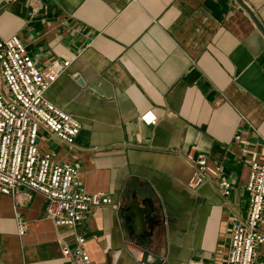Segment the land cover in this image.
<instances>
[{
	"label": "crops",
	"instance_id": "obj_1",
	"mask_svg": "<svg viewBox=\"0 0 264 264\" xmlns=\"http://www.w3.org/2000/svg\"><path fill=\"white\" fill-rule=\"evenodd\" d=\"M31 1L0 0V36L17 35L40 68L70 61L75 76L45 97L81 124L72 147L42 132L40 149L113 204L71 230L32 193L19 236L0 193V264H69L78 236L92 264H225L250 162L264 158V0H38L29 18ZM198 153L221 166L228 196L217 181L188 185Z\"/></svg>",
	"mask_w": 264,
	"mask_h": 264
},
{
	"label": "built area",
	"instance_id": "obj_2",
	"mask_svg": "<svg viewBox=\"0 0 264 264\" xmlns=\"http://www.w3.org/2000/svg\"><path fill=\"white\" fill-rule=\"evenodd\" d=\"M30 5L29 18L44 9L38 0H32ZM69 66L70 61L64 60L40 68L17 35L0 36V193L15 202L19 236L25 233V222L16 209L32 193H40L47 200L46 215L56 227L71 230L92 210L113 204L109 195L85 189L74 164L55 160L54 153L40 149L42 132L72 147L81 129L75 117L45 97L60 75L75 76ZM142 119L149 124L156 120L149 111ZM192 156L187 154L194 167L188 185L196 188L203 182L217 181L221 194L228 196L232 184L223 177L221 166L209 164L204 153ZM245 191L247 209L243 217L236 216L230 222L225 264H255L256 249L264 244V232L260 230L264 215V158L250 162ZM84 246L85 239L78 236L73 248H63L62 256L69 264H92Z\"/></svg>",
	"mask_w": 264,
	"mask_h": 264
},
{
	"label": "water",
	"instance_id": "obj_3",
	"mask_svg": "<svg viewBox=\"0 0 264 264\" xmlns=\"http://www.w3.org/2000/svg\"><path fill=\"white\" fill-rule=\"evenodd\" d=\"M145 260H146V258H145V256H143L142 261L145 262Z\"/></svg>",
	"mask_w": 264,
	"mask_h": 264
}]
</instances>
